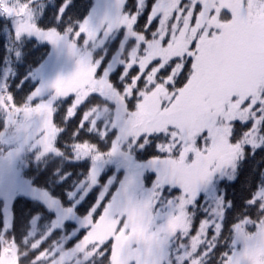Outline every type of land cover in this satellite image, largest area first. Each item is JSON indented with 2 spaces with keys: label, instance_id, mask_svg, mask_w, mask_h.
<instances>
[{
  "label": "snow or ice",
  "instance_id": "1",
  "mask_svg": "<svg viewBox=\"0 0 264 264\" xmlns=\"http://www.w3.org/2000/svg\"><path fill=\"white\" fill-rule=\"evenodd\" d=\"M0 264H264V0H0Z\"/></svg>",
  "mask_w": 264,
  "mask_h": 264
}]
</instances>
